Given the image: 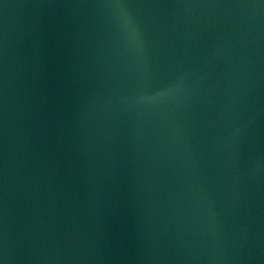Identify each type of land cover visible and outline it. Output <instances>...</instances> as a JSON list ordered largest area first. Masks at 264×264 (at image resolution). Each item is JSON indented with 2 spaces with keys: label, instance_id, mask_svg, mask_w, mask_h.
Listing matches in <instances>:
<instances>
[{
  "label": "water",
  "instance_id": "1",
  "mask_svg": "<svg viewBox=\"0 0 264 264\" xmlns=\"http://www.w3.org/2000/svg\"><path fill=\"white\" fill-rule=\"evenodd\" d=\"M0 264H264V0H0Z\"/></svg>",
  "mask_w": 264,
  "mask_h": 264
}]
</instances>
